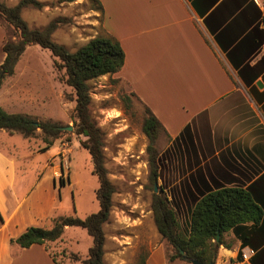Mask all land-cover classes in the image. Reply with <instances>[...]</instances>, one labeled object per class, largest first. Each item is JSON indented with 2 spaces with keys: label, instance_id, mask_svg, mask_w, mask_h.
I'll return each instance as SVG.
<instances>
[{
  "label": "crops",
  "instance_id": "0c3cea01",
  "mask_svg": "<svg viewBox=\"0 0 264 264\" xmlns=\"http://www.w3.org/2000/svg\"><path fill=\"white\" fill-rule=\"evenodd\" d=\"M5 1L11 6L18 2ZM135 1L143 23L150 24L149 91L139 90L137 79V67L147 68L137 59L136 66L127 68L122 45L121 69L126 68L132 91L164 128L157 140L156 184L183 231L189 230L191 210L204 195L222 188L247 190L261 207L262 220L254 229L246 223L237 232H225L218 253L231 256L232 249L238 250L228 260L238 259L249 247L256 254L264 247V0ZM101 2L108 9L112 0ZM4 41L0 26V64ZM54 144L60 147L58 140ZM40 148L41 153L48 150ZM55 154L51 163L32 169V163L18 164L19 158L0 147V264H59L46 244L21 247L12 241L29 227H46L54 217L60 193ZM150 202L111 210L103 226L105 264H126L127 251L129 264H135L140 249L145 264H170ZM250 230V243L243 246L242 237Z\"/></svg>",
  "mask_w": 264,
  "mask_h": 264
},
{
  "label": "rangeland",
  "instance_id": "374dc122",
  "mask_svg": "<svg viewBox=\"0 0 264 264\" xmlns=\"http://www.w3.org/2000/svg\"><path fill=\"white\" fill-rule=\"evenodd\" d=\"M1 1L11 6L5 0ZM39 1L43 4L41 8L27 7L21 12L31 28L44 29L54 23L52 39L70 51L77 50L96 36L108 34L114 37L126 51L127 68L136 66V59L141 60L144 70L147 68V71H140L137 67L139 70L137 79L140 84L139 90L146 93L149 91V65L152 54L150 24L143 23L141 18L145 19V16L140 13L141 9L135 0H112L108 9H105L101 0H98L102 7L101 11L92 0ZM108 10L110 14L112 11L111 18L107 14ZM0 26L4 29L5 41L17 39L13 28L2 18ZM126 73L124 68L89 82L90 109L103 133L104 165L107 176L115 188L112 209L118 210L131 208L135 204L148 206L151 196V190L147 187L148 141L141 128L144 105L132 91L134 89L125 78ZM3 82V88H0V106H4L6 111L29 114L40 120L59 123L70 133L63 134L57 139L59 148L58 144H54L46 152L41 153L37 150L44 147L45 143L39 129L31 138H26L18 132L4 130L0 132V147L4 148L6 153L19 158L18 164L22 161L32 163V169L45 161L51 163V157L58 150L52 163L57 164L59 168L56 187L60 193L53 216L84 219L97 212L98 179L92 171L88 151L80 144L85 137L77 136L73 132L75 94L65 83L64 70L59 68L56 58L48 49L39 45H29L17 62L14 74L6 77ZM65 228L60 240L46 241L45 246L57 263L81 264V260L88 255L92 238L84 228L78 226ZM107 229H113L112 225ZM179 229L183 232L181 227ZM226 241L230 247V239ZM140 250L142 252L135 264L142 263L144 249ZM232 251L231 256L218 253L215 264H228V258L235 256L238 250ZM130 253L128 251L124 253L126 264L131 263ZM173 263L192 264L185 258L176 259Z\"/></svg>",
  "mask_w": 264,
  "mask_h": 264
},
{
  "label": "trees",
  "instance_id": "16d2710c",
  "mask_svg": "<svg viewBox=\"0 0 264 264\" xmlns=\"http://www.w3.org/2000/svg\"><path fill=\"white\" fill-rule=\"evenodd\" d=\"M61 1L72 2L74 0ZM92 1L97 3L101 11L99 1ZM42 6L39 0H19L13 6H8L0 0V18L12 27L17 35L15 41L7 40L2 46L5 58L0 64V88L4 79L14 74L15 66L27 46L39 45L41 48L48 49L56 58L59 68L64 70L65 83L73 89L75 94L73 132L77 136L85 137L80 144L88 151L92 161V171L98 179L96 198L99 210L84 219L73 216L52 217L48 220L46 227H29L12 241L21 247L45 244L46 241L60 239L66 226H78L86 229L92 238L88 255L81 260V264H105L103 225L110 216L115 188L107 176V169L104 165L103 133L90 109L89 82L100 76L118 72L124 64L125 54L120 42L108 34L91 38L77 50L70 51L52 39L54 23L44 29L31 28L21 15L24 8L39 9ZM261 23L264 27V10ZM141 128L148 141L146 146L147 187L151 190L150 208L155 226L166 246L168 263L173 264L176 259L185 258L190 261L196 259L202 264H214L219 246L223 244L224 233L231 229L237 232L246 223H251L254 229L263 217L261 207L243 188L218 189L204 195L195 203L190 214L189 230L181 232L177 213L170 205L166 194L159 187L156 192L154 191L159 168V151L156 142L164 128L145 105ZM0 129L18 132L26 138L33 137L39 129L45 149L52 146L55 140L61 138L63 134L70 133L59 123L40 120L29 114L11 113L1 106ZM249 233L248 237L246 235L242 237L243 246L250 243L252 231ZM256 250L250 264H264V247ZM50 256L56 262L51 254ZM141 264H145L144 258Z\"/></svg>",
  "mask_w": 264,
  "mask_h": 264
},
{
  "label": "built area",
  "instance_id": "2783aa9c",
  "mask_svg": "<svg viewBox=\"0 0 264 264\" xmlns=\"http://www.w3.org/2000/svg\"><path fill=\"white\" fill-rule=\"evenodd\" d=\"M254 254V249L246 247L240 251L238 259H230L228 264H247Z\"/></svg>",
  "mask_w": 264,
  "mask_h": 264
},
{
  "label": "water",
  "instance_id": "95a60500",
  "mask_svg": "<svg viewBox=\"0 0 264 264\" xmlns=\"http://www.w3.org/2000/svg\"><path fill=\"white\" fill-rule=\"evenodd\" d=\"M258 84L260 85L261 83L258 82ZM63 128H65V127H63ZM67 128L70 129V127H67ZM157 190H158V186H157V184H155L154 185V191L156 192ZM39 236L41 237L42 235H39ZM191 263L192 264H202L201 262L197 261L196 259H192ZM210 264H213V263H210Z\"/></svg>",
  "mask_w": 264,
  "mask_h": 264
}]
</instances>
